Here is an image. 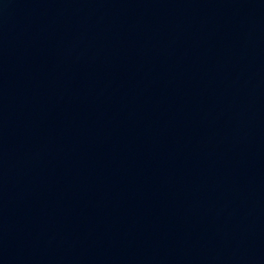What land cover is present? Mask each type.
<instances>
[{
    "label": "water",
    "instance_id": "1",
    "mask_svg": "<svg viewBox=\"0 0 264 264\" xmlns=\"http://www.w3.org/2000/svg\"><path fill=\"white\" fill-rule=\"evenodd\" d=\"M0 264H264V0H0Z\"/></svg>",
    "mask_w": 264,
    "mask_h": 264
}]
</instances>
